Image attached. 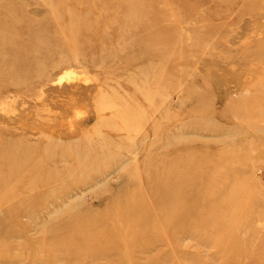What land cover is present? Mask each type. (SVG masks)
I'll return each mask as SVG.
<instances>
[{"label":"rangeland","instance_id":"374dc122","mask_svg":"<svg viewBox=\"0 0 264 264\" xmlns=\"http://www.w3.org/2000/svg\"><path fill=\"white\" fill-rule=\"evenodd\" d=\"M106 2L0 0V264H264V0Z\"/></svg>","mask_w":264,"mask_h":264},{"label":"bare ground","instance_id":"6f19581e","mask_svg":"<svg viewBox=\"0 0 264 264\" xmlns=\"http://www.w3.org/2000/svg\"><path fill=\"white\" fill-rule=\"evenodd\" d=\"M109 2H106L105 4V8H110L109 9V11L111 12H113L114 13V16L112 17L113 18V20H115V21H117V18H115L116 17V15L115 14H118L119 12H121L122 13V16H124V18L127 20L128 18L129 19H131V17L130 16H132L133 18L135 17L134 15H137V14H140L143 10H144V6H143V4L141 3L143 0H108ZM85 15H86V13H85ZM84 14H83V16H81V17H84L85 16ZM86 18H87V16H85ZM136 17H138V16H136ZM72 19V18H71ZM70 19V20H71ZM76 20H78V18H76L75 17V21ZM79 20H80V18H79ZM82 20V19H81ZM135 19H133V21H134ZM72 22H73V20H71ZM71 21H70V26L73 28V26L74 25H72L71 24ZM86 21H88L87 19H86ZM84 22V21H83ZM137 22H139V21H137ZM76 23V22H75ZM73 24H74V22H73ZM86 24H88V23H86ZM86 24H84V25H86ZM82 25H83V23H82ZM83 25V26H84ZM88 25H90V23L88 24ZM135 25V24H134ZM137 25V24H136ZM136 25H135V27H136ZM82 26V27H83ZM77 27H78V24H77ZM74 28H75V26H74ZM132 29V28H131ZM124 30V29H123ZM128 30V29H127ZM122 31V30H121ZM124 32V31H123ZM128 43V42H127ZM126 43V44H127ZM64 45V44H63ZM128 45H129V43H128ZM174 140V139H173ZM78 163V162H77ZM79 166V165H78ZM80 167V166H79ZM51 174H52V170L50 171H47V173H46V178H48L49 180H50V178H52V177H50L51 176ZM47 179V180H48ZM48 180V181H49ZM45 181V180H44ZM206 188V187H205ZM204 188V189H205ZM206 190V189H205ZM208 192H210V191H208ZM204 193H205V191H204ZM219 194V193H218ZM215 196H217V195H215ZM222 198V197H221ZM230 198V197H229ZM219 200V199H218ZM215 201V200H214ZM217 201V200H216ZM220 201H221V199H220ZM223 203H224V201H223ZM225 204V203H224ZM207 207V206H206ZM205 207V208H206ZM227 207H228V205H227ZM206 210V209H205ZM229 211V210H228ZM206 212H208L207 210H206ZM214 212V211H213ZM206 214V213H205ZM210 215H212V214H210Z\"/></svg>","mask_w":264,"mask_h":264}]
</instances>
